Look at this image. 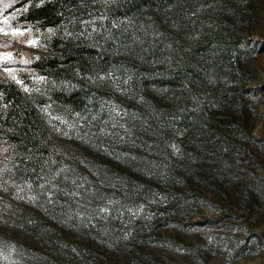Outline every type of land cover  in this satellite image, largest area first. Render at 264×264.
<instances>
[{
  "label": "trees",
  "instance_id": "trees-1",
  "mask_svg": "<svg viewBox=\"0 0 264 264\" xmlns=\"http://www.w3.org/2000/svg\"><path fill=\"white\" fill-rule=\"evenodd\" d=\"M260 1L15 0L41 41L18 80L0 77V253L87 264L93 239L138 252L159 226L197 216L194 183L253 140ZM115 76L130 85L129 150L102 135ZM57 119L77 125L71 137ZM247 189L263 193L264 179Z\"/></svg>",
  "mask_w": 264,
  "mask_h": 264
},
{
  "label": "rangeland",
  "instance_id": "rangeland-1",
  "mask_svg": "<svg viewBox=\"0 0 264 264\" xmlns=\"http://www.w3.org/2000/svg\"><path fill=\"white\" fill-rule=\"evenodd\" d=\"M15 0H0V77L18 80L31 56L40 47V36L16 20ZM262 41V50L250 66L257 84L264 85V0L257 6L252 32ZM102 135L116 151L129 150L126 131L130 85L114 77ZM248 126L253 140L246 138V154H237L234 167L208 177L212 183L193 189L204 196L200 213L194 218L171 221L146 236L138 252L130 246L116 249L92 240V258L87 264H264V192L247 189L249 181L264 179V90L249 98ZM58 131L72 136L77 125L55 120ZM254 180V181H253ZM207 186V187H206ZM73 242L83 241L72 237ZM12 253H0V264H15Z\"/></svg>",
  "mask_w": 264,
  "mask_h": 264
}]
</instances>
